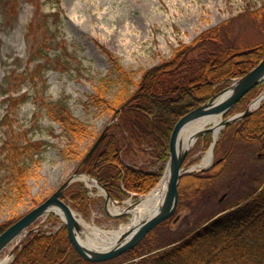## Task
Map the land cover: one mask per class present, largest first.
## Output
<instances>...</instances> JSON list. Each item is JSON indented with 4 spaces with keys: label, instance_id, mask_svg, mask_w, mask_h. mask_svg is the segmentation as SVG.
Returning a JSON list of instances; mask_svg holds the SVG:
<instances>
[{
    "label": "rangeland",
    "instance_id": "obj_1",
    "mask_svg": "<svg viewBox=\"0 0 264 264\" xmlns=\"http://www.w3.org/2000/svg\"><path fill=\"white\" fill-rule=\"evenodd\" d=\"M7 1L9 11L2 7ZM0 3L3 4H0V119L8 104L3 101L5 93L12 90L14 97L25 94L24 98L20 97L19 105L10 109L9 124L17 131L28 130L32 141L42 143L40 153L35 156L40 166L28 180L30 194L38 201L45 200L74 173L81 156L107 125L111 128L117 123L105 106L90 101L101 78L110 76L112 79L108 84L107 99L112 100L118 89L117 73L112 70L107 51L137 80L141 72L168 58L180 43L188 44L199 33L226 21L229 22V43L237 46L264 41V10L258 19L252 18L250 12L264 8V0H38L41 7L37 12L28 0H0ZM36 23L35 42L53 39L47 49L50 58L59 54L58 47L64 46L71 59L67 69L43 64L42 54H35L38 58L29 62L32 58L30 25ZM37 63L41 64L40 74L30 81V72ZM41 99L65 102L76 119L92 132L79 143L77 155L68 152V143L61 135L59 125L39 107ZM6 132L7 126H0V146ZM110 133L121 135L117 129ZM62 150H66L65 155ZM237 150L239 153L231 155L224 171L210 180V187L187 200L177 211L181 218L176 223L171 221L151 232L155 244H161L165 249L183 240L210 217L257 190L264 181V156L258 157L262 150L245 144L237 145ZM206 151L203 139H198L189 151L187 164L200 162ZM149 152L144 145L140 148L132 146L128 152L123 151L121 159L124 163L154 170L157 167ZM30 165L35 170V165ZM0 180L2 224L30 211L34 204L29 197L17 201L1 173ZM85 184H91V180ZM86 188L93 198L89 216L74 211L87 224L113 231L130 222L131 214L122 218L107 215L105 207L108 208L109 203L106 205L104 193L96 187ZM184 193L188 195V191L184 190ZM139 199H121L117 206L124 208L128 200L136 204ZM50 223L41 226L48 230L59 222ZM125 262L129 261L121 256L108 264Z\"/></svg>",
    "mask_w": 264,
    "mask_h": 264
},
{
    "label": "trees",
    "instance_id": "obj_2",
    "mask_svg": "<svg viewBox=\"0 0 264 264\" xmlns=\"http://www.w3.org/2000/svg\"><path fill=\"white\" fill-rule=\"evenodd\" d=\"M28 1L35 7L36 12L39 11L41 4L38 5V0ZM3 4L2 7L9 11V2ZM263 10L262 7L250 10L252 18H260ZM228 25V21L223 22L199 33L188 44L180 43L168 58L141 72L137 80L131 72L123 68L117 57L107 51L112 70L117 73L118 89L112 100L107 99V88L112 79L110 76L101 78L90 101L94 105L105 106L117 123L109 128V134L87 164L80 166V171L97 178L115 199L128 197L129 192L147 194L163 174L169 158L170 136L176 122L209 100L231 79L244 76L264 57V41L237 46L229 43ZM37 31V23L30 25V62L35 61L38 54H42L43 64L55 69H67L71 64L67 49L64 46L58 47L59 54L50 58L47 49L53 39L45 43L43 39L41 43H36L34 34ZM54 43L58 44L55 40ZM39 66L41 64L31 70L30 81L40 74ZM261 88L262 85L254 87L228 115L241 111L243 105L256 96ZM24 96L25 94L20 95L22 98ZM20 97L9 95L6 98L7 113L0 122V126H7L0 146V173L11 187L17 201L29 197L37 205L41 201L31 196L28 180L40 166L39 159H35V156L40 153L42 143L32 141L28 137V130L17 131L9 124L10 109L19 105ZM39 107L59 125L61 135L67 140L68 152L77 155L79 143L92 135L88 126L78 121L61 100L45 102L41 99ZM112 129H117L121 135L111 134ZM210 141L211 134H207L203 141L204 149L209 146ZM240 144L264 151V101L251 115L226 126L222 131L215 150V158H221L219 162L205 173L183 177L179 185L178 208L183 207L187 200L201 195L203 189L210 187V180L224 171L231 155L239 153L237 145ZM143 145L150 150L153 164L157 167L155 171L136 168V165H128L121 159L123 151L126 153L132 146L140 148ZM65 152L66 150H62V154L65 155ZM30 163L35 165V170H32ZM184 190L188 191V195H185ZM253 195L232 204L228 209L240 206L199 230L195 229L170 248L140 258L163 247L152 241L150 232L139 245L122 257L131 261L128 264H264V187ZM66 198L82 215L89 216L90 200L82 183L73 184L67 190ZM20 217L0 224V233ZM52 221L59 219L51 214L46 223ZM167 223L168 221L162 224ZM137 258L140 259L133 261ZM11 264L92 263L84 261L71 247L66 227L63 226L52 234L40 231L27 237Z\"/></svg>",
    "mask_w": 264,
    "mask_h": 264
},
{
    "label": "water",
    "instance_id": "obj_3",
    "mask_svg": "<svg viewBox=\"0 0 264 264\" xmlns=\"http://www.w3.org/2000/svg\"><path fill=\"white\" fill-rule=\"evenodd\" d=\"M262 82H264V57L253 69H251L244 76L240 77L229 86L214 94L204 104L190 111L177 121L171 133L169 142L170 157L166 168L167 187L161 204L151 216L141 219L133 228L122 231L116 243L111 247L107 249H94L85 246L80 242V238L83 237L84 227L80 224L79 218L71 209V207L64 201L65 191L70 186V184L74 182L80 175L78 174L77 169L42 203L25 213L20 219H18L0 234V254L14 242V244L10 247V251L8 253V257H12L16 249L21 247L25 238L34 232V228H30L33 223L41 217L46 216L50 213L62 216L64 224L67 228L71 246L84 260L88 262L100 263L109 261L131 250L155 226L166 221L174 215L178 203V186L181 178L190 173L201 172L208 169V167L194 169L192 166H186L184 164L185 158L188 155L191 147H184L179 140L180 133L183 128L195 119L204 116L219 115L221 117V121L218 125V128L221 130L226 125L242 120L243 118L249 116L260 106V103L264 100V89L258 96L250 101L243 112L235 113L228 116L227 118H224V116L236 105V103L241 100V98L246 93H248L251 89L261 84ZM222 95H225V97L222 100L216 102V100ZM253 104H256V106L254 107ZM107 130L108 126L104 128L94 144L86 153L85 157L82 160L83 164H86L96 152L100 143L106 137ZM213 130V127L200 129L194 133L193 139L197 140L199 137L207 134L208 132H213ZM215 145L216 143L213 141L208 151L210 152L212 160ZM94 180L96 181L97 185L106 193V202H108L111 198L108 191L106 190L104 185L98 183L97 179ZM56 209L61 214L56 213L54 211ZM107 213L108 215L115 218L123 217L128 214L120 213L114 215L110 214L108 211ZM180 218L181 215L178 214L174 217L172 222L176 223Z\"/></svg>",
    "mask_w": 264,
    "mask_h": 264
},
{
    "label": "bare ground",
    "instance_id": "obj_4",
    "mask_svg": "<svg viewBox=\"0 0 264 264\" xmlns=\"http://www.w3.org/2000/svg\"><path fill=\"white\" fill-rule=\"evenodd\" d=\"M224 97L225 95L220 96L216 100V102L222 100ZM253 106L255 107L256 104H253ZM220 121L221 117L219 115H210L195 119L183 128L180 133L179 140L184 147H192L196 142L193 139V135L196 131L208 127H213L214 130L212 132V140L216 142L220 133V129L218 128ZM211 162L212 160L210 152H207L206 155L202 158V160L194 166V169L207 167L211 164ZM79 179H83L85 181L88 180V178L85 176H80ZM95 186H97L96 183L94 181H91L89 187ZM166 187L167 174L165 173L158 186L153 189L148 195L142 196L136 204H132L131 201H128V207L119 208L116 203H114L113 201H109L108 210L110 213L115 214L117 212H120L132 215L131 221L127 225L119 228L118 230H101L96 226L87 224L82 218H79L80 224L84 227L83 237L80 238V242L85 246L94 249H107L111 247L116 243L122 231H126L130 228H133L141 219L151 216L158 209L166 193ZM54 211L58 214H61L57 209ZM9 261L10 258L4 257L0 260V264H8Z\"/></svg>",
    "mask_w": 264,
    "mask_h": 264
}]
</instances>
